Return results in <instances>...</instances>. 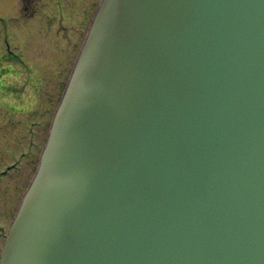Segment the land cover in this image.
I'll list each match as a JSON object with an SVG mask.
<instances>
[{"label":"water","instance_id":"1","mask_svg":"<svg viewBox=\"0 0 264 264\" xmlns=\"http://www.w3.org/2000/svg\"><path fill=\"white\" fill-rule=\"evenodd\" d=\"M0 264H264V0H104Z\"/></svg>","mask_w":264,"mask_h":264},{"label":"rangeland","instance_id":"2","mask_svg":"<svg viewBox=\"0 0 264 264\" xmlns=\"http://www.w3.org/2000/svg\"><path fill=\"white\" fill-rule=\"evenodd\" d=\"M96 1L0 0V171L12 163L21 168L0 179V229L38 164Z\"/></svg>","mask_w":264,"mask_h":264}]
</instances>
